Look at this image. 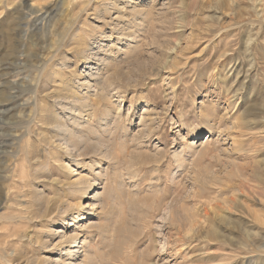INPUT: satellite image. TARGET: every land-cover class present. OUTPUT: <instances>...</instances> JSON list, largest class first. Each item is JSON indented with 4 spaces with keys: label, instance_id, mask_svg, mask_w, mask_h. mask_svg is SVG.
I'll return each mask as SVG.
<instances>
[{
    "label": "rangeland",
    "instance_id": "374dc122",
    "mask_svg": "<svg viewBox=\"0 0 264 264\" xmlns=\"http://www.w3.org/2000/svg\"><path fill=\"white\" fill-rule=\"evenodd\" d=\"M20 4L44 5L46 21L26 17L27 10H16ZM70 22L75 29L66 37ZM105 61L125 68L139 61L142 68L123 92L115 89L103 101L121 114L120 132L127 136L102 153L71 148L76 159L63 147L39 145L32 135L14 139L12 130L25 127L29 117L33 131H45L31 101L39 83L42 102L64 96L98 101L94 80L106 72ZM0 64V82H13L0 87V232L28 225L10 224L11 216L30 217L36 229L33 242L20 240L11 248L15 257L21 254L17 261L0 258V264H58L68 258L61 236L74 230L80 234L77 263L81 243L92 233L97 264H264V0H0ZM147 103L155 125L142 135ZM250 110L260 116L251 125L242 120ZM95 120L92 126L103 129ZM82 176L90 182L85 190H67ZM38 191L69 197L74 205L38 225ZM93 192L99 197L89 200ZM162 198L167 200L160 204ZM224 200L239 202V212L229 209L231 222L222 225L227 242H192L193 249L184 247L172 261L167 251L178 253L179 243L171 210L181 204L182 210H204ZM79 203L88 204L85 221L70 227ZM210 215L202 216L206 230L216 223L214 211ZM85 224L92 227L81 228Z\"/></svg>",
    "mask_w": 264,
    "mask_h": 264
},
{
    "label": "bare ground",
    "instance_id": "6f19581e",
    "mask_svg": "<svg viewBox=\"0 0 264 264\" xmlns=\"http://www.w3.org/2000/svg\"><path fill=\"white\" fill-rule=\"evenodd\" d=\"M78 1V0H77ZM103 3V1H101ZM12 3V2H11ZM108 3V2H107ZM14 4V2H13ZM60 4V3H59ZM95 4V3H94ZM13 6V5H12ZM43 6H36V5H17V11L22 9V10H27V12L24 13V15L26 17H29L31 15H38L40 16L39 19L41 22H43L47 17H45V12L43 9ZM105 8V7H104ZM139 9V8H138ZM135 11V10H134ZM142 11V10H141ZM147 11V10H146ZM84 12V11H83ZM125 12V11H124ZM147 14V13H146ZM146 14L144 17H146ZM140 15V14H139ZM43 16V17H42ZM131 16V15H130ZM36 17V16H35ZM143 17V18H144ZM37 18V17H36ZM71 18V17H70ZM125 18V17H123ZM49 19V18H48ZM136 19V18H135ZM38 20V19H37ZM69 20V19H68ZM146 20V19H145ZM46 21V20H45ZM72 21V20H71ZM51 22V21H50ZM73 23V22H72ZM71 22L69 23V28H67V26L64 28L65 33H66V37L68 35L73 34L74 29H75V25H73ZM76 23V22H75ZM46 24V23H45ZM49 24V23H48ZM42 25V24H41ZM79 25V24H78ZM128 25V24H127ZM83 28V27H82ZM37 29V28H36ZM39 30V29H38ZM84 30V29H83ZM130 33V32H129ZM133 33V32H132ZM14 34V33H13ZM132 35V34H131ZM69 37V36H68ZM81 37V36H80ZM64 38V36H63ZM77 38V37H76ZM75 38V39H76ZM66 39V38H64ZM74 39V38H73ZM16 40V38H15ZM18 41V40H17ZM249 44V43H248ZM72 45H76V44H72ZM80 47V46H79ZM75 48V47H74ZM247 48V47H246ZM77 49V48H76ZM161 49V48H160ZM66 50V49H65ZM79 52H81L80 50H77ZM84 53V50H82ZM88 51V50H87ZM86 52V51H85ZM19 53V52H18ZM85 54V53H84ZM94 54V53H93ZM66 56V55H65ZM49 57V55H48ZM87 57V56H86ZM97 58V57H96ZM137 58V57H136ZM62 59V58H61ZM99 59H97L98 61ZM102 62V61H101ZM106 62V61H105ZM123 62L125 63V61L123 60ZM16 63V62H15ZM20 64V63H19ZM61 64V63H60ZM98 64V63H97ZM103 64V63H102ZM123 64V63H122ZM1 65V64H0ZM105 65V64H104ZM131 66H133L131 68ZM127 65V67H122L119 65L113 64V63H108L106 62V69L103 73L99 72L96 76L97 78L94 80V84L96 85V87L99 90V96L97 91L95 96H97L99 99L98 101H94L93 98H91L92 100H88V96L86 97L87 99H83L81 97H74L73 99H69L66 98L64 96V99H60L59 101L57 99L55 100H50L48 99L46 102H42L40 101V98L38 99L39 93H40V83H39V88L36 89L34 92V98H32V107L33 109H35V111L38 113V115H40L41 120L37 121V125H40L39 127H42L45 129V131L39 132V131H33L32 129V123L35 122L34 120H32L29 117V121H25V124L23 126H19L18 128H15L12 130V132H15L17 134H15L14 139L18 140V142L22 141L25 136H35V141H37V143L40 145H45L47 146V148L51 147V146H56L60 149H62V147L64 148V151L66 153H69L72 155V157L74 159H76V156H73L74 154V150L72 151L71 148L76 149L79 148L81 149H89L92 150L94 152H99L101 151V153L103 152V150L105 149L106 146L109 147V144L113 141H116L118 139V137L121 135V137L123 136H127V134L125 133V130L122 132H120V127H119V123L121 122V114H116L114 115L115 112H112L110 110V108H108L107 106H104L103 101H107L111 98H109V93L113 90L116 89V94L117 92H123L124 88L128 85L130 86L131 83L133 82V75L135 74L134 72L136 71L137 74L139 72H142V68L141 65L139 63V61L137 62H133L132 64ZM66 68V67H65ZM251 69V68H250ZM61 71V70H60ZM100 71V70H99ZM102 71V70H101ZM140 75H143L142 73H139ZM55 75V74H54ZM91 75V74H90ZM93 75V74H92ZM136 75V74H135ZM10 76V75H9ZM16 76V75H15ZM249 76V75H248ZM12 77V76H11ZM50 77V76H49ZM16 78V77H15ZM40 79V78H39ZM137 79V77H136ZM140 79V77H139ZM46 80V79H45ZM47 81V80H46ZM41 82V81H40ZM55 82V81H54ZM57 82V80H56ZM5 83H13L12 81L9 80H3L0 82V87L2 86V84L4 85ZM52 83V82H51ZM63 83V82H62ZM14 84H18V82L14 83ZM49 84V83H48ZM56 84V83H55ZM90 84V83H89ZM20 85V84H19ZM38 85V84H37ZM43 85V84H42ZM50 85V84H49ZM21 86V85H20ZM239 86V85H238ZM55 87V86H54ZM57 87V86H56ZM3 88V87H2ZM30 88V87H29ZM37 88V87H36ZM91 88V87H90ZM95 88V87H94ZM96 88V89H97ZM56 89V88H55ZM239 89V88H238ZM12 90V89H11ZM91 90V89H90ZM119 90V91H118ZM129 90V89H128ZM127 90V91H128ZM240 90V89H239ZM17 91V90H16ZM46 91V89H45ZM60 91V90H59ZM71 91V90H70ZM58 92V91H57ZM72 92V91H71ZM115 92V91H114ZM64 93V92H63ZM125 93V92H124ZM240 93V92H239ZM51 94V93H50ZM77 94V93H75ZM119 94V93H118ZM15 95V94H14ZM71 95V94H70ZM67 96V95H66ZM94 96V97H95ZM53 97V96H52ZM56 97V96H54ZM62 97V95H61ZM91 97V96H89ZM53 99V98H51ZM28 100V99H27ZM26 100V101H27ZM50 100V101H49ZM25 101V102H26ZM229 101V100H228ZM239 104L241 99L239 98ZM235 102V101H234ZM231 103V102H228ZM25 105V104H24ZM18 106V105H17ZM27 106V105H25ZM237 106V104H236ZM235 106V107H236ZM103 107H105L103 109ZM1 109V108H0ZM6 109V107H5ZM236 109V108H235ZM251 109V108H250ZM56 110V111H55ZM60 110V113H58L57 111ZM151 109H149V104L147 103V105L143 108V113L141 114V120H140V125L144 128L142 130V135L149 132L150 128L153 127L154 124V120H152L151 118ZM116 111V110H115ZM240 111V110H239ZM33 112V111H32ZM248 112V111H247ZM8 113V112H7ZM121 113V112H120ZM63 114V115H62ZM25 115V114H24ZM67 115H70L72 117V119L70 120L69 118H67ZM244 118H242V120H246L247 123L254 124L255 122H257L258 117H260L257 113H254L253 111L249 113L244 114ZM32 116V115H31ZM233 116V115H232ZM23 117V116H21ZM248 117V118H247ZM98 118V122L100 123L101 128L100 129L99 126H97L96 128H94L92 125L94 124V121L97 122ZM28 119V118H27ZM127 119V118H126ZM155 119V118H154ZM237 119V118H236ZM156 120V119H155ZM240 120V119H239ZM18 121V120H17ZM23 122V121H22ZM1 125V124H0ZM114 125L116 126L114 128ZM139 125V124H138ZM95 126V125H94ZM123 127V126H122ZM121 127V128H122ZM39 128V129H42ZM21 129H24L21 130ZM37 130V129H36ZM43 130V129H42ZM250 130V129H249ZM4 128L3 126H0V135L2 132H4ZM11 131V130H10ZM103 131V132H102ZM112 131L114 132V134L112 133ZM105 132V134L107 133L110 134L108 136H103V133ZM139 133V132H138ZM14 134V133H13ZM113 135V137H112ZM146 135V134H145ZM92 136H96L95 138H93ZM98 136V137H97ZM1 137V136H0ZM108 137V138H107ZM135 137V136H134ZM128 138V137H127ZM126 138V139H127ZM124 139V140H126ZM137 139V138H136ZM136 139H132V142ZM139 139V138H138ZM10 140V139H9ZM123 141V140H122ZM121 141V142H122ZM130 141V140H129ZM9 142V141H8ZM15 142V141H14ZM30 142V141H29ZM131 142V141H130ZM132 142L130 144H132ZM10 144V143H9ZM36 144V143H35ZM116 144V143H115ZM111 145V144H110ZM29 147H31L32 145L28 144ZM5 147V146H4ZM14 147V146H13ZM26 147V146H25ZM54 148V147H53ZM104 148V149H103ZM113 148V147H112ZM29 149V148H28ZM35 149V148H34ZM39 149V148H38ZM51 149V148H50ZM55 149V148H54ZM78 149V152H79ZM108 151H110V149L108 148ZM106 151V154L107 152ZM126 151V150H125ZM113 154V150L111 151ZM58 153V152H57ZM100 153V152H99ZM109 154V152H108ZM126 154V153H125ZM7 155V154H6ZM103 155V154H102ZM181 155L177 154L176 158H179ZM11 156V155H10ZM80 156V155H79ZM12 157V156H11ZM104 157V156H102ZM108 157V156H107ZM109 157H111V154H109ZM135 156L132 157V159ZM120 158V157H119ZM118 158V159H119ZM84 159V158H83ZM109 159V158H108ZM116 159V160H118ZM153 159V158H152ZM160 159V158H159ZM112 160V157H111ZM113 161V160H112ZM161 162V161H160ZM142 163V162H141ZM129 165V164H128ZM62 167V166H61ZM64 169H69V165L67 166H63ZM260 167V166H259ZM2 168V167H1ZM38 168V167H37ZM129 168V167H128ZM68 170V171H69ZM129 170V169H128ZM72 171V169H71ZM118 171V170H117ZM105 172V171H104ZM4 173V172H3ZM72 173V172H71ZM128 173V172H127ZM1 175V174H0ZM98 175V173H97ZM104 175V174H103ZM128 175V174H127ZM70 176V175H69ZM84 176V175H83ZM79 177L77 181H74L72 183H70L68 185V187L70 189V192H74L78 189H82L85 190L87 188V186H89L90 182H87L88 180H86L85 177ZM101 176V174H100ZM123 176V175H122ZM261 174L257 175V178L261 177ZM119 177V176H118ZM7 179V178H6ZM24 179V178H23ZM98 179V178H97ZM105 179V178H104ZM123 179V178H122ZM94 180V179H93ZM120 181V180H119ZM67 183V182H66ZM264 183V181H263ZM112 184V183H111ZM98 186V185H97ZM89 189V187H88ZM81 190V191H82ZM238 190V189H237ZM236 190V191H237ZM239 191V190H238ZM79 192V191H78ZM38 205H39V209L36 211V213L34 214V219L39 220L38 223L43 225L44 222L47 221H51V220H55L57 218L60 217V215L63 217L66 213L67 210L69 211L74 204L71 205V203L68 201L67 197L66 199H62L60 195L55 194L53 197H47L45 196L41 191H38ZM10 194V193H9ZM62 194V193H61ZM65 194V193H64ZM69 194V193H67ZM81 194V193H80ZM93 192V194H91V196L88 197L89 200H96L98 196V193ZM111 194V193H110ZM164 194V193H163ZM162 194V195H163ZM73 195V193H72ZM136 195V194H135ZM177 195V194H176ZM175 195V196H176ZM160 196V195H159ZM164 196V195H163ZM219 196V195H218ZM74 197V196H73ZM71 197V198H73ZM116 197V196H115ZM167 197V196H166ZM161 198V197H160ZM174 198V197H173ZM217 198V197H216ZM216 198L214 199L215 201ZM35 199V198H34ZM75 199V198H74ZM72 199V200H74ZM164 199L166 198H162L160 199V204H163ZM4 200V198L2 197V201ZM36 200V201H37ZM77 200V198H76ZM134 200V199H132ZM137 200V197H136ZM151 200V199H150ZM167 200V199H166ZM172 200V199H171ZM177 200V198H175L172 201V204ZM78 201V200H77ZM156 200H154L155 202ZM198 201L200 202V198H198ZM73 202V201H72ZM81 202V201H80ZM134 202V201H133ZM204 203V201H201ZM213 202V201H211ZM229 202L234 203V205H229ZM75 203V202H74ZM136 203V202H134ZM138 203V202H137ZM136 203V204H137ZM156 203V202H155ZM210 203V202H209ZM239 202H235L234 200L228 201V200H224L222 202V204H217L216 206H214L213 204L210 205V208L207 209L205 208L204 210H201L199 207L196 208V210L194 211H189L185 208L179 209L181 206H183L184 204H181L180 207H175L173 208V210H171L170 212V222L173 224V227H176V233H177V242L179 243V248L177 249L176 254L171 253L170 251H167L168 256L170 257V259L176 260L178 257V255H182V249L184 247H187V249H193L192 246V242H197V241H203V240H207V239H212L214 241L217 240V242H227V238L224 236V234H222V230H223V224H228L231 222V216L232 214H228L229 209L232 208V210L234 211H238L239 212ZM145 204V203H144ZM202 204V203H201ZM205 204V203H204ZM134 205V204H132ZM142 205V204H141ZM140 205V206H141ZM77 206V205H76ZM78 209H79V215L78 216H74L70 227L74 226V222H77L78 219L81 218L80 221H85V214H84V210L88 207V204H82L79 203L78 205ZM143 206V205H142ZM141 206V207H142ZM151 206V205H150ZM161 206V205H160ZM224 206H227V208H225ZM112 207V206H111ZM138 207V204H137ZM146 207V204L143 208ZM159 207V206H158ZM162 207V206H161ZM186 207V206H185ZM224 207V208H222ZM31 208V207H30ZM114 208V207H113ZM143 208H141L139 211L138 209L134 210L136 213L140 212L143 210ZM148 208V206H147ZM131 209V208H130ZM146 209V208H145ZM150 209V208H149ZM148 209V210H149ZM9 210V209H8ZM146 210V211H148ZM210 210L214 211V217L216 216V223H214L211 227V229L206 230L205 226L202 222V216L205 217H210ZM28 211V210H27ZM133 211V210H132ZM145 211V210H143ZM154 211V210H152ZM159 211V209L156 208L155 212ZM132 213V212H131ZM134 213V212H133ZM148 213V212H147ZM146 213V214H147ZM28 214V213H27ZM135 214V213H134ZM33 215V214H32ZM31 215V216H32ZM145 215V213H144ZM135 216V215H134ZM133 216V217H134ZM149 216V215H147ZM132 217V215H131ZM140 217L136 215V218ZM260 217V216H259ZM2 218V217H1ZM30 217H17V216H11L8 217V222L14 223V222H18L17 224H19L20 222L24 224V221H28V225L25 226L24 228H16L14 230L8 229L5 230V232L7 233H1L0 232V258L5 260H8V258H12L10 259L12 262H15L19 259V257H15L16 252L15 250H12L13 246L16 245V242H19L20 240H27L28 242H33L34 241V237H35V226L33 227L32 225V221L29 219ZM132 219V218H131ZM257 219V218H256ZM134 220V219H133ZM140 220V219H139ZM137 221V223H139L140 221ZM264 220V219H263ZM36 221V220H35ZM136 221V220H134ZM208 221V220H207ZM212 221V220H211ZM4 222V221H3ZM263 222V221H262ZM204 223H206V221H204ZM209 223V222H208ZM260 223V222H259ZM6 224V223H5ZM15 224V223H14ZM37 224V223H36ZM69 224V223H68ZM141 224V223H140ZM212 223H210L211 225ZM261 224V223H260ZM264 225V222H263ZM21 226V224H20ZM111 226V225H110ZM144 226V225H143ZM208 226V224H207ZM41 227V226H40ZM85 228V230H89L92 225H88L85 224L84 226L82 225L81 228ZM102 227V226H101ZM117 227V226H116ZM130 227V226H129ZM155 227V226H154ZM120 228V227H119ZM225 228V227H224ZM7 229V228H6ZM75 229V228H74ZM100 229V228H99ZM208 229V228H207ZM117 230V228L115 229ZM77 230H74L73 234H69L68 235H63L61 236V245H66L69 246L66 250L67 253V259L63 260L61 259L60 263L58 264H97L99 263L98 259L96 260L97 256H94L95 258L91 257V251L92 253H96L95 251L93 252V250L91 248H95L93 247L94 245H92L93 242H89V240H91V236L92 233L89 236H86L84 238V240L82 241L81 245L83 248V259L81 262L77 263L74 262V258L77 254H79V245H77L78 241L80 240V234H77L78 232H76ZM81 231L84 232V230L82 229ZM99 231V230H98ZM129 231V230H128ZM4 232V231H3ZM62 231H60L59 233H61ZM81 232V233H83ZM91 232V231H90ZM89 232V233H90ZM109 232V230L107 231ZM39 233V232H38ZM170 233V232H169ZM50 234V233H49ZM52 234V233H51ZM50 234V235H51ZM85 234H88L85 232ZM97 234V233H96ZM104 234V232H103ZM53 235V234H52ZM102 235V234H100ZM94 236V235H93ZM96 236V235H95ZM52 237V236H50ZM103 237V236H102ZM106 238V237H105ZM108 238V236H107ZM120 238V237H119ZM117 240V239H116ZM229 240V238H228ZM231 240V239H230ZM41 241V240H40ZM108 241V240H107ZM191 241V242H190ZM37 242V241H36ZM44 242V241H43ZM102 242V241H101ZM106 242V241H105ZM104 242V243H105ZM41 243V242H40ZM114 243V242H113ZM19 244V243H18ZM29 244V243H28ZM37 244V243H36ZM60 244V243H59ZM107 244V243H106ZM115 244V243H114ZM124 244V242H123ZM32 245V244H30ZM35 246V245H34ZM38 246V245H37ZM109 246V245H108ZM112 246V245H111ZM16 247V246H15ZM98 247V246H97ZM204 247V246H203ZM202 247V248H203ZM12 248V249H11ZM17 248V247H16ZM75 248H78V250H75ZM118 248V247H117ZM201 247H197L198 250L202 249ZM108 249V248H107ZM115 249V248H114ZM113 249V250H114ZM119 249V248H118ZM17 251H19L18 249H16ZM65 250V249H63ZM203 250V249H202ZM61 251L60 253V257H62L64 255V253L62 252V249L59 250ZM157 251V250H156ZM117 252V251H115ZM29 253V252H28ZM38 253V252H37ZM65 253V254H66ZM159 253V252H158ZM97 254V253H96ZM95 254V255H96ZM105 254V253H104ZM112 254V253H111ZM109 254V255H111ZM202 254V253H201ZM19 255V253H18ZM17 255V256H18ZM121 256V255H120ZM24 257V256H23ZM114 257V256H113ZM116 258V257H115ZM118 258V257H117ZM116 258V259H117ZM37 259V258H36ZM47 259V258H46ZM79 259V258H78ZM182 259V258H181ZM9 260V261H10ZM28 260H31L30 258ZM66 260L68 261L66 263ZM49 261V260H48ZM8 262V261H7ZM10 262V263H12ZM33 262V259H32ZM43 262V261H42ZM142 262V261H141ZM9 263V262H8ZM19 263V262H18ZM28 263V262H27ZM29 264H31L29 262ZM38 264V263H37ZM102 264H103V260H102ZM106 264H108V262H106ZM145 264V263H143Z\"/></svg>",
    "mask_w": 264,
    "mask_h": 264
}]
</instances>
